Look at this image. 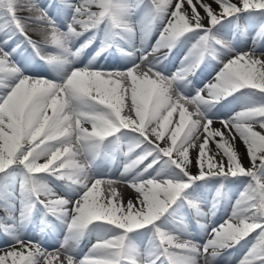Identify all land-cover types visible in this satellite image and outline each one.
Instances as JSON below:
<instances>
[{"label":"snow or ice","instance_id":"snow-or-ice-1","mask_svg":"<svg viewBox=\"0 0 264 264\" xmlns=\"http://www.w3.org/2000/svg\"><path fill=\"white\" fill-rule=\"evenodd\" d=\"M0 237V264H264V0H0Z\"/></svg>","mask_w":264,"mask_h":264},{"label":"rangeland","instance_id":"rangeland-1","mask_svg":"<svg viewBox=\"0 0 264 264\" xmlns=\"http://www.w3.org/2000/svg\"><path fill=\"white\" fill-rule=\"evenodd\" d=\"M194 2H195V0H194ZM213 6H216V5L213 4ZM201 14H203V12H201ZM174 60H176V59L174 58ZM175 66L178 67L179 65H175ZM173 70H174V69H173ZM194 80H195V81H200V80H201V77H200L199 75H197V77H195ZM215 126H216V127H219V124L217 123ZM239 148H240V151H241V152L244 151L243 145H239ZM244 163L247 165V163H248V162H247V159H245ZM130 194H131V192H130V190H128V191L125 193L126 198H127ZM49 243H52V241H49ZM3 244H4V242H3V238L0 237V246H3ZM86 245H87V241H85V242L82 244V247H84L85 250H86Z\"/></svg>","mask_w":264,"mask_h":264},{"label":"bare ground","instance_id":"bare-ground-1","mask_svg":"<svg viewBox=\"0 0 264 264\" xmlns=\"http://www.w3.org/2000/svg\"><path fill=\"white\" fill-rule=\"evenodd\" d=\"M213 7L215 8L216 6H213ZM174 62H175V65H179V59L174 60ZM197 82H199V81H197Z\"/></svg>","mask_w":264,"mask_h":264}]
</instances>
